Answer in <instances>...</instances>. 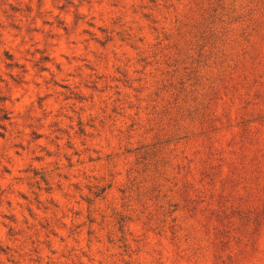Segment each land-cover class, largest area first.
<instances>
[{"label": "rangeland", "instance_id": "obj_1", "mask_svg": "<svg viewBox=\"0 0 264 264\" xmlns=\"http://www.w3.org/2000/svg\"><path fill=\"white\" fill-rule=\"evenodd\" d=\"M0 264H264V0H0Z\"/></svg>", "mask_w": 264, "mask_h": 264}]
</instances>
